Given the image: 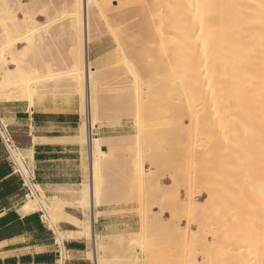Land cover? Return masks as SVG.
<instances>
[{"label":"bare ground","instance_id":"bare-ground-1","mask_svg":"<svg viewBox=\"0 0 264 264\" xmlns=\"http://www.w3.org/2000/svg\"><path fill=\"white\" fill-rule=\"evenodd\" d=\"M18 2L0 0V100L28 101V109L32 111L50 94L57 97L55 90L53 93L47 89L49 83L53 82L52 88L57 87L58 81L69 77L68 84L71 79V84L75 83L78 89L79 109L84 116L74 138L88 144V129L99 128L98 93L102 91L99 90V71L89 58L90 43L95 35L98 37L93 34L91 18L98 16L114 36L117 34L112 25L121 19L122 36L119 30L118 40H115L122 45V56L125 49L122 64L128 81L123 94L130 98L125 104L136 103L139 110H147L148 115L156 114L152 119L158 118L156 122L161 129L149 131L148 137L165 141L169 146L167 155L163 152V159L173 163L170 159L177 157L179 163H183L176 176L173 174V181L183 183L187 197L182 200L178 195L172 196V215L182 211L193 220L197 214L205 215L210 211L205 217L210 221L207 215H212L211 219L218 225L214 232L219 242L225 244V247L221 244L222 248L216 249L217 255L212 257L217 261L215 264L218 257L219 263L224 257L223 262L228 259L237 264H264V0H73L72 9L68 10L67 6L64 9L74 16L70 25L74 33L70 51L73 64L67 66V71L56 69L54 63L42 57L50 39L46 40V34L41 32L39 21L30 18L33 23L26 25L25 30L20 23L18 26L17 11L21 10ZM129 2H133L134 8H129ZM114 9L122 10V18L110 19V11ZM59 90L65 93V88ZM64 102L70 106L72 96L66 97ZM145 114L144 119L137 116L139 124L136 126L141 130H144ZM0 132L5 136L1 128ZM38 140L34 137L35 142ZM115 147L118 149V145ZM8 148L23 176L30 178L27 159L34 162L33 149L10 144ZM114 156L96 133L85 166L88 180L71 201L58 195L49 197L38 182L29 183L30 192L26 194L21 212L27 214L38 209L44 212L46 224L57 235L61 246L60 264L66 261L64 241L71 238L91 240L92 248L87 252L95 264L123 258L138 263L143 257L145 230L151 225L147 215L141 218V237L130 239L123 252L114 258L108 255V250L112 248V239L118 242L121 235L96 230L95 223L103 214L100 209L104 184L102 163ZM133 167L136 179L145 173L141 159H136ZM197 185L208 195V201L202 205L192 196ZM69 205L84 213L88 210V218L69 212ZM162 218L158 216L155 221ZM63 222L75 228L63 229ZM204 222L208 223L207 219ZM176 225L171 232L179 238L180 242L176 240L180 246L187 248L193 242L189 224L182 228L179 223ZM133 241L140 249L136 250ZM212 248L215 250L214 246ZM228 260L225 262L229 264ZM180 263L188 264L184 258Z\"/></svg>","mask_w":264,"mask_h":264},{"label":"rangeland","instance_id":"rangeland-1","mask_svg":"<svg viewBox=\"0 0 264 264\" xmlns=\"http://www.w3.org/2000/svg\"><path fill=\"white\" fill-rule=\"evenodd\" d=\"M16 2H18L19 5H21V10L23 12L27 11L26 14L23 13L21 10L17 11L18 26L20 23L21 28H24L25 30L26 25H32L33 21L32 23H30L31 22L30 20L33 17L37 21H39V24L41 26V32L46 34V35L44 34L46 36V40L50 39L48 40L49 42L46 41L47 46L44 47V50L42 52L43 53L42 57L46 59L47 61H51L52 63H54L55 65L54 67L56 69L59 68L61 71L62 70L67 71L65 69H69L68 67L73 64L70 51L73 45L71 41L73 40L72 37L74 36V33L71 31L72 28H70L71 27L70 25H71V21L74 16L68 11L72 9L73 0H16ZM131 4L134 6L133 2H129V5H128L130 6L129 8H134ZM65 6L68 7V8L66 7L68 9L67 11L64 10L66 9ZM57 8L60 9L58 10V12H56ZM114 10L115 11L117 10V11L115 12ZM114 10L110 11V14H109L110 19L112 18L111 20H113L114 17L116 20L118 18H122L121 16L123 14H120V13H123L122 10H119V9H114ZM65 12H69L70 14L65 13ZM115 15L116 16L118 15L119 17H116ZM26 16H28L27 17L28 19L25 18ZM92 17L93 18H91V24H93L92 26L95 28L93 30V34H97L98 37L95 38L96 36L95 35L92 40L93 42L91 41L90 43L91 54L89 58L91 60V64L96 68L97 71H99L98 74L100 77L98 78V82H99L100 88L101 87L103 88V89L99 88V90L100 91L102 90L103 92L101 91L102 93L101 92L98 93L99 109H98L97 117L99 121V128L95 129V132L98 133V135L101 137V143H104L105 145L108 146L109 152L116 155L112 158H107L106 160H104L103 162L106 161L105 164L102 163L103 164L102 165L103 167L102 175L104 177L103 178L104 184L102 188L100 209L103 211V214L99 222L95 223V226H97L96 227L97 231H99L102 228L101 224L103 223L104 226H106L107 228V230L103 231V233L115 232L121 235V239L118 242L117 241L115 242V240L112 239L111 241L112 248L108 250V255L111 258H114V256L118 255V253L121 254L123 252V249L129 243L130 239H139L141 237L139 235V232H141V227H142L141 218L143 214L147 215L146 217L148 219L149 218L151 219V220L149 219L151 225H149V227L145 230L143 257L140 259V262L133 263L123 258V259H119L120 261H114L108 264H142V263H145V264H183V263H180V260L183 258L187 259L188 264H191V263L192 264L193 263L194 264H215V262L217 261L212 260V257L217 255L216 249L219 251V249H221L222 247H225L224 246L225 244L224 242H221V241L219 242L217 233L214 232V228L218 227V225L214 223L213 219H211L212 215H207L210 217V221L208 217H205V215L209 214L210 211L208 210L207 211L208 213H206L205 215L201 213L197 214L196 218L193 220H190L189 216L184 214L182 211H178L172 215L171 208L173 204L172 203L173 199L172 201H170V199L173 198L172 196L175 197V195H178L182 200L183 199L185 200L187 197V192H186L187 189L183 185V183L180 184L181 182L177 183L173 181L174 180L173 177L176 176L175 173L180 171L181 167H183L182 165L183 163L181 161H180L181 163H179V159L177 157L176 158L178 161L175 160L176 158L170 159L173 163H169V161H166L165 157L163 159V155H164L163 152L166 151V155H167L169 146L165 144L166 143L165 141L164 142L160 140L155 141V140H151L148 137L149 131H152V130L157 131L161 129V125L158 124V121L156 122L158 118L155 120L152 119L154 116L156 117V114L155 115L153 114L154 115L153 116L150 113L152 115L151 117V115H148L147 110H144L146 114L145 112H143V110H139L136 103H133V104L130 103L131 106L129 103L125 104V102H128V100L130 99L129 97H128L129 99L126 98L127 96L126 94H123L124 93L123 89L125 86H127L126 81H128V75L125 71L124 65L122 64L123 58H124L123 56L125 54V49L122 48L124 51L123 56H122V53L120 51V46L122 45L120 44L119 41H116L118 40L119 34L122 33V30H120L119 28L122 25V23H120L121 19H118L116 21L117 23L114 22V25H112L115 28L113 32L117 34L115 35L116 36L115 37L114 34H112V32L109 31L106 24L102 20H99L98 16L97 18H96V15ZM24 19L25 20L30 19V20L27 22ZM94 21L97 23L96 24L97 29H96V26H94L95 25ZM95 30H97L98 33ZM118 31H119V34H118ZM0 34H1V29H0ZM68 59H70V61ZM118 66H120V68ZM122 70H124V72ZM104 74H106V77ZM107 74L112 79V81L107 76ZM64 78L63 79L66 81V84L64 80L62 79V81L57 82V85H58L57 87L52 88L51 86L53 85V82H52V83H49L48 85L49 87H47V89L49 88L50 90L49 89L48 90L52 92L55 90L56 92L55 93L53 92V93L57 97L62 98L64 100L66 99V97L71 95L72 100L78 103L79 105L78 110L81 114V111H80L81 104L79 101L80 95L78 91H76L77 88H75L76 87L75 83L72 82V84H74L72 85L71 79H69L70 81L69 83L71 84V87H67V85H70L67 82L68 81L67 78L69 77L67 78L64 77ZM116 80L118 81V83ZM113 82H115L116 86L115 84H113ZM109 84H112L113 86ZM58 87L61 90L65 88V90H63V92L65 93H62V91L60 92ZM114 87H116L115 90H113ZM50 95H53V94H50ZM127 104L128 106H130V108L127 106ZM138 111H140L139 114H138ZM143 114H145V122L143 126L144 130L143 129L141 130V128L139 126L137 127L136 125L139 124V122H137V118L142 117ZM81 116H82V119H84V116L82 114ZM142 118L144 119V116ZM147 118H150V119H147ZM148 121H149V124H151V126L148 124ZM155 127L156 128L159 127V128L156 129ZM77 141L80 142L79 140ZM84 143L83 144L81 143L83 147V151H84L83 157L85 156L87 158L89 148H88L87 142L85 144ZM117 145H118V149H116L115 147ZM15 146H19V145L16 143ZM112 151L113 152L115 151V152L113 153ZM136 159L142 160L143 169L145 171V173L141 177H138L137 179L133 173V170H134L133 162ZM113 160L115 162H113ZM27 161L30 163L29 164L27 162L28 167L31 168L30 170H32V162H30L29 159H27ZM86 161L84 162V159H83V166H84L83 184L79 186L76 191L70 192L69 195H67L64 192L62 194H55V195H58L62 198H65L66 200L71 201L73 200L75 196L79 194V192L84 187V183L88 180V176H87L88 170L85 167L88 164V158ZM173 167L174 168L177 167L178 170H176L177 168L174 169ZM21 184H22V181H21ZM22 189H23L22 199H21L20 205H22L26 201V194L30 192L27 188H24L23 186H22ZM162 190L163 192H161ZM198 191H201V194H199L200 192ZM204 191L205 190L199 187L198 185L192 190V192H194L192 193V196L195 195L193 197L195 198L196 201L199 200L197 203L201 205L203 204V202H205V200L206 202L208 201L207 200L208 195ZM47 195L49 197L55 196V195L51 196L49 194ZM163 195L165 196L164 199L163 197L161 198V196ZM68 207L69 208H67V210L79 218L83 219L85 217L88 218L89 216L88 210H86L84 213L82 211L71 208V205H69ZM37 211H38V214L42 215L43 220H44V225L49 229V227L46 224L45 218H44V212H42L40 209H38ZM161 211H163V213ZM160 212L162 215L159 214ZM157 214L159 218L163 217L162 221H160V219L159 221H155V220H158ZM177 215L179 216L182 215V216L179 219L178 218L179 216L177 217ZM154 217H156L157 219L156 218L154 219ZM198 217L202 219L198 220L199 219ZM110 219H118L117 223L120 225L119 226L117 225L115 227H109L111 224H113V222H111ZM173 219H175L176 221L172 222L171 220ZM206 219L208 223H211L210 226L208 223L204 222ZM179 220L181 221V223ZM66 223L68 222H63L61 224V227L63 229L67 228V227H64V224ZM178 223L180 224L179 226L181 228L183 226L187 227V225L189 224V228L191 229L190 238L193 240V242L189 244L187 248L186 247L184 248V246L181 247L180 243H178L180 242L179 238H177V236L175 237L174 233H172L174 232V229L177 227L176 224ZM69 224L70 223H68V225ZM69 227L72 229L75 228L71 224L69 225ZM51 231L53 232V230ZM196 236H198V238H196ZM86 241L88 242L87 250L89 251L92 248L91 240L86 239ZM133 244L136 250L140 249V246L137 242L133 241ZM216 244L219 245V247H217ZM221 244H222V247H220ZM213 246L215 250H213L212 248ZM67 256L69 257L68 253L66 255V258ZM86 257L93 260L89 256L88 252H87ZM216 259L218 260V263H219L220 261L219 257ZM222 260H224V257L222 258ZM222 260L219 264L223 262ZM225 261L223 263L228 264ZM228 261L230 264L231 261L230 260ZM231 264H237V262L231 263Z\"/></svg>","mask_w":264,"mask_h":264},{"label":"crops","instance_id":"crops-1","mask_svg":"<svg viewBox=\"0 0 264 264\" xmlns=\"http://www.w3.org/2000/svg\"><path fill=\"white\" fill-rule=\"evenodd\" d=\"M28 106L25 100L1 99L0 119L21 148L33 149L32 170L45 192L69 195L84 182L83 147L74 138L82 120L79 105L73 101L68 106L64 99L50 95L32 111ZM34 137L39 140L35 142ZM22 190L0 139V264H60L57 235L44 225L42 215L43 222L38 211L22 214ZM110 220L109 227L120 225L118 219ZM67 225L66 230L72 229ZM101 226L100 231L107 230ZM64 247L69 254L65 264H95L86 257V240L66 239Z\"/></svg>","mask_w":264,"mask_h":264},{"label":"built area","instance_id":"built-area-1","mask_svg":"<svg viewBox=\"0 0 264 264\" xmlns=\"http://www.w3.org/2000/svg\"><path fill=\"white\" fill-rule=\"evenodd\" d=\"M0 126H1L0 128L3 130V132H5V136H3L1 134V132H0V139H1V141H2V143L4 145V147H5L6 151L8 152V156L10 158V166H11L12 172L20 176V179L22 181V186L24 188H27L30 191L29 183H36L37 182L35 173L33 172V170H30V172H31L30 178L26 179L23 176V174L19 170V167H18L17 163L15 162V160H14L13 156L11 155L10 150L8 148L9 144L10 145H15L16 142L14 141L11 132L8 130V126L5 125L3 122L0 123ZM95 134H96L95 129H93V128L92 129L91 128L88 129V144H87L88 148L91 147L92 138H93V136ZM40 217H41V214H40ZM41 220H42V217H41ZM42 222H43V220H42ZM59 257H60V253H59Z\"/></svg>","mask_w":264,"mask_h":264}]
</instances>
